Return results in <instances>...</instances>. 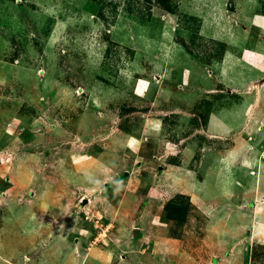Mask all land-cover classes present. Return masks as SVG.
I'll return each instance as SVG.
<instances>
[{"label": "rangeland", "instance_id": "obj_1", "mask_svg": "<svg viewBox=\"0 0 264 264\" xmlns=\"http://www.w3.org/2000/svg\"><path fill=\"white\" fill-rule=\"evenodd\" d=\"M257 14L264 0H0V260L264 264V144L251 171L204 170L236 143L205 135L241 104L222 39L262 42Z\"/></svg>", "mask_w": 264, "mask_h": 264}, {"label": "crops", "instance_id": "obj_2", "mask_svg": "<svg viewBox=\"0 0 264 264\" xmlns=\"http://www.w3.org/2000/svg\"><path fill=\"white\" fill-rule=\"evenodd\" d=\"M255 17L264 18V15L257 14ZM251 19L253 25L259 29L262 42L259 40V44L251 46L245 43L246 41L241 43L234 38L228 40L222 39L224 44L223 54L217 61L218 64L216 63L219 83L228 90L229 99H234L235 102L241 101V104H235L234 107L230 109H223L222 111H226L230 114L228 117H225L222 111L214 115L211 113L207 117V126L205 128V135L207 137L213 136L215 139L224 140L233 138V142L236 143L226 150L223 155L212 158L210 165L204 169L205 175L209 173L215 175L216 172L220 170L222 164L221 160L223 158H229V160H231V164L228 167L229 169L233 167L239 168V165H242L241 167L245 168V166H247L245 169L251 171L248 170L250 168L248 164H252L254 160L252 154L254 153L248 150L251 145L250 142L254 141L256 144V141H258L259 144H264V97L262 95L264 91V28L256 25L261 19ZM217 95V92H213L211 96ZM245 118H247L248 121L250 120L248 126H246L247 122ZM256 120H259V122ZM258 134L261 135L257 137ZM249 136L252 138H249ZM185 148L188 149L187 146ZM201 151L202 149H200V152ZM231 153H233V156L229 157ZM246 159H248L249 162ZM244 161L248 162V164L245 165ZM262 165H264V162ZM171 168L177 173L180 172L181 175L185 177L184 172H181V170H183L191 174L192 179H194L193 172L190 170H185L177 166H171ZM214 179L215 176L213 177V180ZM213 185L215 188V183ZM224 185L227 186L228 184L226 183ZM169 186H171V183ZM203 186V183L194 185L193 188L195 193L192 195H194V197H201L202 193H204ZM221 189L220 186L216 187L213 191L214 194L218 197L221 193L224 194V192H221ZM168 190L172 192V188ZM226 190L228 193L229 190ZM194 197L192 203L196 204ZM210 205L212 204L209 201H204L202 208L196 204L202 212H205V210L208 211ZM0 244L2 245L1 240ZM0 264L4 263L0 260Z\"/></svg>", "mask_w": 264, "mask_h": 264}, {"label": "trees", "instance_id": "obj_3", "mask_svg": "<svg viewBox=\"0 0 264 264\" xmlns=\"http://www.w3.org/2000/svg\"><path fill=\"white\" fill-rule=\"evenodd\" d=\"M165 207L168 210V216L170 218H174V217L178 216V214L181 213L180 210H182L181 207H178L177 205L172 203V201L167 203V205Z\"/></svg>", "mask_w": 264, "mask_h": 264}, {"label": "bare ground", "instance_id": "obj_4", "mask_svg": "<svg viewBox=\"0 0 264 264\" xmlns=\"http://www.w3.org/2000/svg\"><path fill=\"white\" fill-rule=\"evenodd\" d=\"M264 93V92H263ZM263 95V94H262ZM264 96V95H263ZM262 103V102H261ZM261 131V130H260ZM247 161H248V159H246ZM245 162V161H244ZM245 164H246V162H245Z\"/></svg>", "mask_w": 264, "mask_h": 264}]
</instances>
